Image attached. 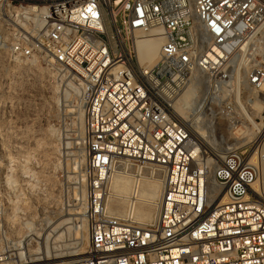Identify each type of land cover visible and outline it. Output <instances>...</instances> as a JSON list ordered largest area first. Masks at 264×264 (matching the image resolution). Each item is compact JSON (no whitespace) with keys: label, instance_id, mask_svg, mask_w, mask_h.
<instances>
[{"label":"built area","instance_id":"2783aa9c","mask_svg":"<svg viewBox=\"0 0 264 264\" xmlns=\"http://www.w3.org/2000/svg\"><path fill=\"white\" fill-rule=\"evenodd\" d=\"M158 32L159 59L141 63L138 40ZM0 37L18 64L45 62L83 113L87 256L49 264H264V140L208 150L204 187L201 144L173 107L194 78L213 94L206 120L237 121L223 93L264 86V0H0ZM129 173L161 181L149 221L136 191L122 215L109 205Z\"/></svg>","mask_w":264,"mask_h":264},{"label":"rangeland","instance_id":"374dc122","mask_svg":"<svg viewBox=\"0 0 264 264\" xmlns=\"http://www.w3.org/2000/svg\"><path fill=\"white\" fill-rule=\"evenodd\" d=\"M49 68L42 60L18 64L10 59L0 37V255L6 258L4 264H18L19 258L21 262L27 259L29 252L25 244L28 242L17 244L16 241L30 229L39 234L38 239L31 241L40 253L37 258L46 255L42 247V238L46 235H49L50 256L88 247L86 148L83 121L77 113L80 107H76L78 102L75 103L72 96H65L63 86ZM201 88L188 83L173 104L188 127L196 121L203 129L213 132L215 146L207 149L217 151L246 140L249 143L239 148L253 151L259 148L264 131L259 134L250 124L237 102L236 90L229 88L223 93L224 98L235 103L237 121L229 125L217 113L213 112L207 121L204 113L195 110L197 98L208 91L206 86ZM244 92L246 90L241 88L242 102L247 101L250 94ZM261 93L264 94V89ZM244 106L255 112L248 103ZM256 109L258 114L254 119L264 126L263 103ZM238 128L241 130L235 133ZM247 131H252V135ZM69 212L73 214H67ZM41 219H44L43 225L37 222ZM62 220L65 223L58 227ZM58 230L63 234L55 240ZM20 245L24 248H19ZM71 261L74 259L38 264Z\"/></svg>","mask_w":264,"mask_h":264},{"label":"bare ground","instance_id":"6f19581e","mask_svg":"<svg viewBox=\"0 0 264 264\" xmlns=\"http://www.w3.org/2000/svg\"><path fill=\"white\" fill-rule=\"evenodd\" d=\"M159 34H161V33L158 32V35L154 34L155 36H149L147 38H141L140 40H138V42H137V54H138V59L141 63L153 65L159 59L160 47H161V44L163 42V37ZM189 83H191L193 85L195 84L199 90L202 89L200 84L194 78ZM262 89H264V86L261 88V90ZM74 90L77 91L75 88H74ZM261 90H259V89L258 90H252L250 92V95L252 96V98L249 101V105L252 108H254L255 112H250V111L246 110L244 103L240 100V97L238 96V93L236 92L237 102L239 104H241V106L244 109V112H245V115H246L248 121H250V124H252L253 127L258 129L257 133H259V134H261L264 131V126L262 125L263 126L262 127L260 124H257L256 120L254 119V116L256 114H258L257 109H256L257 106L259 104H262V103L264 105V94L261 93ZM212 97H213V94H212V92H209V90L206 91V93H204L203 95H200V97L197 98L198 103L195 106V110L198 112L204 113V111H203L204 107H205L206 103H209L211 101ZM177 100H179V99H177ZM76 107H78V106H76ZM173 107H174V110H175L177 117L182 122H185L181 118L180 114L177 112L174 104H173ZM186 109H188V108H186ZM187 111H189V110H187ZM77 113L79 114L80 121H82V116H83L82 109L78 108ZM189 114H191V113H189ZM184 119H187V117ZM242 125H244V124H242ZM248 127L249 126H247V128ZM82 128H83V126H82ZM249 129H251V128H249ZM189 130L191 132V136L201 144L200 148H201L202 153L200 156L202 159V163L207 168L206 176L203 179V182H204V187H207L212 182V171H213V164L212 163L215 162V158L213 156H211L210 154H206V152H208V150H209V149H207V148H209V146L210 147L215 146L214 139H213V132L209 131L207 129H203L202 127H200L196 123V121L193 122V124H191V126L189 127ZM195 130H196V132H195ZM240 130H241V128H238L235 133H237ZM196 133L198 134V136ZM238 134L236 136H238ZM247 134L252 135V131L248 132ZM203 139H205V140L203 141ZM247 143H249V141H247V140L241 144L239 143V141H236V142L230 144V146H227L225 148L222 147L223 149H217V151L214 148L213 149L215 150L214 152L217 153L216 155L220 156V155L224 154L227 150L239 148L241 145L243 146L244 144H247ZM216 148H218V147H216ZM263 152H264V147H263ZM262 160H264L263 156H262ZM259 161L261 162L260 156H259ZM263 166H264V161H263ZM210 175H211V179H210ZM111 189L113 192V198H111V201H109L110 202L109 205L111 206L112 210L116 214L122 215L124 213L126 206H127V203H128V200H129V197L131 196L132 193H135V191H136V193H137V206L135 207L134 210H135V213H136L138 219L142 222H146V221H149L150 219H152V217L154 216V214L156 212L157 201H158L160 194H161V181L159 178L145 179V180L143 179V180H140L139 183L137 184V179H134V177L130 173L125 174L123 176L122 175H116L114 177V180L112 181ZM85 213H86V211H85ZM67 214H73V213L69 212ZM64 223H65V220H62L58 224V227L62 226ZM86 223H87V219H86ZM62 228H64V226L61 227L60 229H62ZM65 229H67V227ZM62 234H63V232H60V230L56 231L55 235H54L55 236L54 239L58 240L60 237H62ZM38 238H39L38 231L36 232L34 229H30L29 231H27L22 236L21 239H18L16 241L17 244H19L22 241L28 242L27 244H25V247L28 248L27 253L29 252L27 255V259L23 262L18 263V264H38V263H47V262H52V261H63V260H67V259H74V261H76V260H80V259L87 256V250H85L84 248L77 251V252H65L63 254H54V255L50 256L48 246H47V239L49 238V235H46V237L42 238V245H43L42 247H44L46 255L44 254L45 255L44 257H38L37 258V255H39L40 253L37 251L36 248L35 249L33 248L34 246H32V245L34 243L32 244L31 241L36 240ZM87 240H88V238H87ZM43 241H44V243H43ZM88 242H89V240H88ZM88 242L86 243L87 245H88ZM22 254L23 253H20V255H22Z\"/></svg>","mask_w":264,"mask_h":264}]
</instances>
